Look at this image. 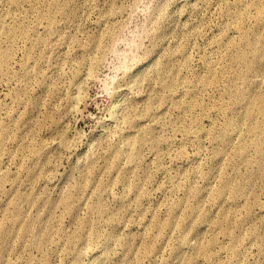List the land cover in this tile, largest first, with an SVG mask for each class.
Returning <instances> with one entry per match:
<instances>
[{
    "label": "rangeland",
    "instance_id": "obj_1",
    "mask_svg": "<svg viewBox=\"0 0 264 264\" xmlns=\"http://www.w3.org/2000/svg\"><path fill=\"white\" fill-rule=\"evenodd\" d=\"M0 264H264V0H0Z\"/></svg>",
    "mask_w": 264,
    "mask_h": 264
},
{
    "label": "bare ground",
    "instance_id": "obj_2",
    "mask_svg": "<svg viewBox=\"0 0 264 264\" xmlns=\"http://www.w3.org/2000/svg\"><path fill=\"white\" fill-rule=\"evenodd\" d=\"M0 57H1V54H0Z\"/></svg>",
    "mask_w": 264,
    "mask_h": 264
}]
</instances>
